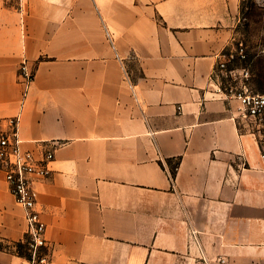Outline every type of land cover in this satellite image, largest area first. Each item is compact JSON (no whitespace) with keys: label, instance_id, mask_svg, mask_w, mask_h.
<instances>
[{"label":"crops","instance_id":"crops-1","mask_svg":"<svg viewBox=\"0 0 264 264\" xmlns=\"http://www.w3.org/2000/svg\"><path fill=\"white\" fill-rule=\"evenodd\" d=\"M248 4L0 0V118L54 153L37 206L55 264H264L263 145L218 92L230 56L256 89ZM25 233L0 172V264Z\"/></svg>","mask_w":264,"mask_h":264},{"label":"built area","instance_id":"built-area-1","mask_svg":"<svg viewBox=\"0 0 264 264\" xmlns=\"http://www.w3.org/2000/svg\"><path fill=\"white\" fill-rule=\"evenodd\" d=\"M239 54L242 59L246 58L244 49H241ZM233 58L230 56L219 62L218 73L223 83H220L218 92L238 102V118L247 126V123L256 122L263 117L264 94L252 86L250 68L228 69V63ZM126 77L129 78L128 73ZM34 78V71L27 60H23L19 66L18 79L24 85L25 91L32 86ZM19 122V116L0 118V172L3 173L16 204L25 214L26 233L22 242L24 245L22 264H55L46 239L47 225L37 206L39 194L37 185L52 174L50 163L54 160V153L47 151L41 158H37L33 152L25 150L19 136ZM262 157L264 159V152Z\"/></svg>","mask_w":264,"mask_h":264},{"label":"rangeland","instance_id":"rangeland-1","mask_svg":"<svg viewBox=\"0 0 264 264\" xmlns=\"http://www.w3.org/2000/svg\"><path fill=\"white\" fill-rule=\"evenodd\" d=\"M254 1L256 4H248L247 10H245V20L248 24L245 28L247 33L245 44L251 54H260L254 64L256 71L255 86L259 93L264 94V55L262 54L264 50V0ZM246 125L256 133L264 147V115L260 120Z\"/></svg>","mask_w":264,"mask_h":264}]
</instances>
